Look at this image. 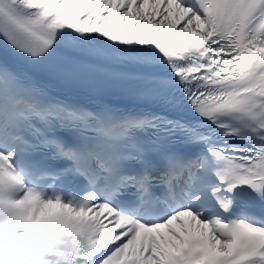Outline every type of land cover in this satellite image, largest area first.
<instances>
[{
  "label": "snow or ice",
  "instance_id": "obj_1",
  "mask_svg": "<svg viewBox=\"0 0 264 264\" xmlns=\"http://www.w3.org/2000/svg\"><path fill=\"white\" fill-rule=\"evenodd\" d=\"M0 264H264V0H0Z\"/></svg>",
  "mask_w": 264,
  "mask_h": 264
}]
</instances>
